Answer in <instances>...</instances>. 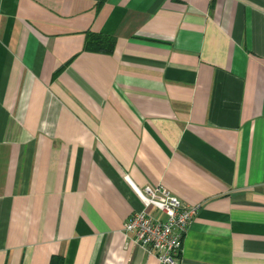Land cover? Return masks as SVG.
<instances>
[{
	"label": "crops",
	"instance_id": "1",
	"mask_svg": "<svg viewBox=\"0 0 264 264\" xmlns=\"http://www.w3.org/2000/svg\"><path fill=\"white\" fill-rule=\"evenodd\" d=\"M156 185L181 264H264V0H0V264H159Z\"/></svg>",
	"mask_w": 264,
	"mask_h": 264
},
{
	"label": "built area",
	"instance_id": "2",
	"mask_svg": "<svg viewBox=\"0 0 264 264\" xmlns=\"http://www.w3.org/2000/svg\"><path fill=\"white\" fill-rule=\"evenodd\" d=\"M131 189L140 210L128 216L122 234L146 255L154 256L159 264H181L182 240L196 206L185 205L160 185ZM148 209L154 214L147 213Z\"/></svg>",
	"mask_w": 264,
	"mask_h": 264
},
{
	"label": "trees",
	"instance_id": "3",
	"mask_svg": "<svg viewBox=\"0 0 264 264\" xmlns=\"http://www.w3.org/2000/svg\"><path fill=\"white\" fill-rule=\"evenodd\" d=\"M113 47V39L110 37H104L97 34H92L89 32L85 33L84 50H95L103 53H110ZM57 70L53 77L58 73ZM48 264H62L61 258L57 256H51L49 258Z\"/></svg>",
	"mask_w": 264,
	"mask_h": 264
}]
</instances>
